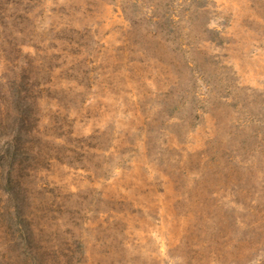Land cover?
<instances>
[{
    "label": "rangeland",
    "instance_id": "374dc122",
    "mask_svg": "<svg viewBox=\"0 0 264 264\" xmlns=\"http://www.w3.org/2000/svg\"><path fill=\"white\" fill-rule=\"evenodd\" d=\"M10 142L0 264H264V0H0Z\"/></svg>",
    "mask_w": 264,
    "mask_h": 264
},
{
    "label": "trees",
    "instance_id": "16d2710c",
    "mask_svg": "<svg viewBox=\"0 0 264 264\" xmlns=\"http://www.w3.org/2000/svg\"><path fill=\"white\" fill-rule=\"evenodd\" d=\"M9 144V148L0 150V182L2 192L6 196L5 202L6 209L8 210L6 212L8 223L19 232V240L25 241V231L27 230L26 216L22 210V201L18 190L19 186L12 177L14 158L17 156V150L12 142Z\"/></svg>",
    "mask_w": 264,
    "mask_h": 264
}]
</instances>
